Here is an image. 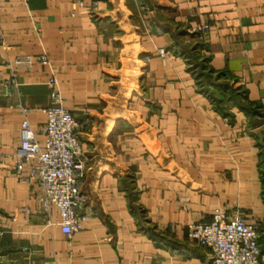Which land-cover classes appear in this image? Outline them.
Returning a JSON list of instances; mask_svg holds the SVG:
<instances>
[{
    "label": "crops",
    "instance_id": "0c3cea01",
    "mask_svg": "<svg viewBox=\"0 0 264 264\" xmlns=\"http://www.w3.org/2000/svg\"><path fill=\"white\" fill-rule=\"evenodd\" d=\"M50 75L83 123L91 216L72 238L15 168ZM218 208L261 223L264 264V0H0V264H210L187 226Z\"/></svg>",
    "mask_w": 264,
    "mask_h": 264
},
{
    "label": "built area",
    "instance_id": "2783aa9c",
    "mask_svg": "<svg viewBox=\"0 0 264 264\" xmlns=\"http://www.w3.org/2000/svg\"><path fill=\"white\" fill-rule=\"evenodd\" d=\"M165 53L160 50V54ZM36 59L42 64L48 62L46 54ZM34 60L32 55H21L9 63L29 69ZM48 85L53 103L47 108V122L36 132L27 119L23 121L15 168L20 180L29 185L30 197L40 211L49 219L57 213L63 233L72 238L91 216L86 210V194L81 190L86 171L79 135L83 123L62 106L55 75H50ZM37 133L45 136L44 144L37 139ZM187 234L209 250L210 264H262L261 223L241 210L227 212L218 208L209 221L190 223Z\"/></svg>",
    "mask_w": 264,
    "mask_h": 264
},
{
    "label": "rangeland",
    "instance_id": "374dc122",
    "mask_svg": "<svg viewBox=\"0 0 264 264\" xmlns=\"http://www.w3.org/2000/svg\"><path fill=\"white\" fill-rule=\"evenodd\" d=\"M192 72L196 75V77L200 80H198L201 84H208V81H206L207 78H215L213 74H211L210 71H205L208 66L205 65V60L204 61H198L197 64H194L192 67ZM197 68V70H194ZM211 82V81H210ZM219 97V95H218ZM218 97L214 96V100L216 101V104H218ZM214 101V103H215Z\"/></svg>",
    "mask_w": 264,
    "mask_h": 264
},
{
    "label": "trees",
    "instance_id": "16d2710c",
    "mask_svg": "<svg viewBox=\"0 0 264 264\" xmlns=\"http://www.w3.org/2000/svg\"><path fill=\"white\" fill-rule=\"evenodd\" d=\"M211 95H212V94H211ZM213 95H214V94H213ZM213 95H212L211 97L214 99V96H213Z\"/></svg>",
    "mask_w": 264,
    "mask_h": 264
}]
</instances>
